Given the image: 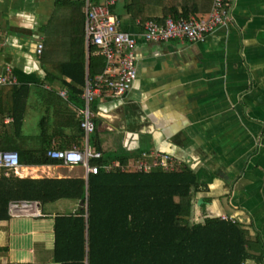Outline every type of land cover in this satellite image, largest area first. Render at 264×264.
I'll return each instance as SVG.
<instances>
[{
    "label": "crops",
    "instance_id": "crops-1",
    "mask_svg": "<svg viewBox=\"0 0 264 264\" xmlns=\"http://www.w3.org/2000/svg\"><path fill=\"white\" fill-rule=\"evenodd\" d=\"M87 2L0 0V75L10 68L17 80L0 87V153L43 147L85 153L99 144L105 159L126 156L131 163L140 153H172L208 185L193 195L191 220L234 218L250 234L246 264H264V0H228L227 21L196 44L146 43L145 24L206 18L213 0H119L113 8L119 30L138 39L137 79L124 97L94 101L97 130L88 138L82 73L74 74L76 81L62 74L82 64L77 32L84 30ZM22 104L27 112L19 135L9 111ZM14 175L86 179L82 168L64 166H21ZM78 208L75 200L11 202L10 220L0 221V264H55V218Z\"/></svg>",
    "mask_w": 264,
    "mask_h": 264
},
{
    "label": "trees",
    "instance_id": "trees-1",
    "mask_svg": "<svg viewBox=\"0 0 264 264\" xmlns=\"http://www.w3.org/2000/svg\"><path fill=\"white\" fill-rule=\"evenodd\" d=\"M104 1L91 0V3L96 7ZM77 33L82 36L83 50L76 56L77 60L82 59V64H74L62 74L76 81L74 74L81 72L78 81L82 91L86 77L85 27ZM98 52V47H91L88 76L92 79L106 69V57ZM9 88L17 92L26 89ZM69 88L76 89L72 85ZM26 112L24 104L9 111L19 135ZM96 149L103 155L99 144ZM8 150L18 154L23 167L63 166L62 162L47 157L50 148L43 147L40 152ZM144 154L137 155L140 159L134 163L131 157L105 159L103 155L101 160L91 162L93 167L100 168L99 175L88 179H21L14 171L1 168L0 221L10 220L11 202L43 205L61 200L86 202L72 214L56 216L55 264H246L250 261V234L237 220L236 223L221 217L198 223L191 220L193 195L208 186L204 174L188 166L170 173L161 169L142 173L118 169L109 173L105 169L115 162L129 168L143 161ZM2 251L5 249L0 248Z\"/></svg>",
    "mask_w": 264,
    "mask_h": 264
},
{
    "label": "built area",
    "instance_id": "built-area-1",
    "mask_svg": "<svg viewBox=\"0 0 264 264\" xmlns=\"http://www.w3.org/2000/svg\"><path fill=\"white\" fill-rule=\"evenodd\" d=\"M119 0H105L103 5L93 7L86 3L85 41L90 49L98 47L99 53L106 57V70L94 79L88 78L84 90V122L82 124L86 138L94 135L96 131L95 114L92 111L94 101L100 96L113 98L124 97L132 88L137 79L134 50L138 39L119 30V22L113 14V8ZM229 15L228 0H213L210 15L203 19L191 21L167 20L163 25L149 22L145 24L142 35L146 43H170L174 41H186L189 43H202L205 39L221 27L227 21ZM43 52V45L38 46V53ZM10 68L0 75V87L16 85ZM47 157L53 161L62 162L69 169L82 168L86 179L90 176H98L99 167H93L91 162L101 160L103 155L97 152H79L77 148L59 151L51 150ZM179 162L173 155L166 153H145L143 161L129 168H122L118 163L107 166L105 169L112 171L122 169L127 173H142L152 170H164L168 173L176 172ZM0 168L17 170L20 168L19 157L14 152L0 153ZM222 220L232 219L221 216Z\"/></svg>",
    "mask_w": 264,
    "mask_h": 264
},
{
    "label": "rangeland",
    "instance_id": "rangeland-1",
    "mask_svg": "<svg viewBox=\"0 0 264 264\" xmlns=\"http://www.w3.org/2000/svg\"><path fill=\"white\" fill-rule=\"evenodd\" d=\"M32 124V121H30V125ZM166 154H168V153H166ZM170 155V154H169ZM171 155H173V154H171ZM174 156V155H173ZM175 157V156H174ZM176 158V157H175ZM176 160L179 162V165H178V167H177V170L176 171H178L180 168H183L184 167V165L182 164V162L181 161H179L177 158H176ZM11 173H13V172H11Z\"/></svg>",
    "mask_w": 264,
    "mask_h": 264
},
{
    "label": "water",
    "instance_id": "water-1",
    "mask_svg": "<svg viewBox=\"0 0 264 264\" xmlns=\"http://www.w3.org/2000/svg\"><path fill=\"white\" fill-rule=\"evenodd\" d=\"M165 153H168V152H165ZM168 154H172V153H168ZM83 205H86V202L84 201L80 202V209L83 207Z\"/></svg>",
    "mask_w": 264,
    "mask_h": 264
},
{
    "label": "bare ground",
    "instance_id": "bare-ground-1",
    "mask_svg": "<svg viewBox=\"0 0 264 264\" xmlns=\"http://www.w3.org/2000/svg\"><path fill=\"white\" fill-rule=\"evenodd\" d=\"M85 44H86V41H85ZM87 47V46H86ZM91 49V48H90ZM37 53H38V48H37V51H36ZM106 70V69H105ZM94 104V103H93Z\"/></svg>",
    "mask_w": 264,
    "mask_h": 264
},
{
    "label": "clouds",
    "instance_id": "clouds-1",
    "mask_svg": "<svg viewBox=\"0 0 264 264\" xmlns=\"http://www.w3.org/2000/svg\"><path fill=\"white\" fill-rule=\"evenodd\" d=\"M20 167H21V165H20ZM1 169V168H0ZM9 171H14V170H9Z\"/></svg>",
    "mask_w": 264,
    "mask_h": 264
},
{
    "label": "flooded vegetation",
    "instance_id": "flooded-vegetation-1",
    "mask_svg": "<svg viewBox=\"0 0 264 264\" xmlns=\"http://www.w3.org/2000/svg\"><path fill=\"white\" fill-rule=\"evenodd\" d=\"M224 216H227V215H224ZM229 217V216H228Z\"/></svg>",
    "mask_w": 264,
    "mask_h": 264
}]
</instances>
